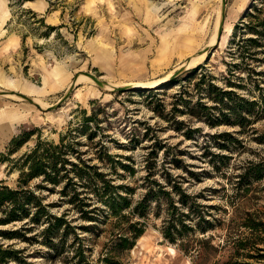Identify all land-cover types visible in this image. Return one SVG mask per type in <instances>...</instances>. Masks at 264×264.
Returning a JSON list of instances; mask_svg holds the SVG:
<instances>
[{"label":"rangeland","instance_id":"obj_1","mask_svg":"<svg viewBox=\"0 0 264 264\" xmlns=\"http://www.w3.org/2000/svg\"><path fill=\"white\" fill-rule=\"evenodd\" d=\"M221 10L222 0H0V182L17 187L19 171L12 163L34 146L37 136L54 144L64 136L68 144L67 135L80 128L75 135L78 153L68 156L69 161L76 163L77 157L105 173L111 184L131 188V203L153 187L149 182L164 184L167 178L178 180L201 202L221 205L226 211H212L216 217L239 215L240 210L223 206L229 200L264 202V177L248 189L237 182L249 165L264 169V37L251 29L264 20V0H225L216 43ZM87 73L109 88L89 82ZM200 80L258 101L252 112L256 115L242 125L210 126L201 106L214 103L204 86H196ZM133 84L159 90H112ZM24 130L33 136L6 157L10 140ZM37 183L33 179L28 186L34 189ZM61 187L35 194L53 205L52 214L68 212L83 239V260L72 259L71 233L57 251L0 236L3 248L20 251L8 264H104L108 223H97L93 233L82 232L78 226L89 223L60 197ZM153 205L142 239L114 260L192 264L162 238L163 210L155 217ZM25 221L0 230L13 231Z\"/></svg>","mask_w":264,"mask_h":264},{"label":"trees","instance_id":"obj_2","mask_svg":"<svg viewBox=\"0 0 264 264\" xmlns=\"http://www.w3.org/2000/svg\"><path fill=\"white\" fill-rule=\"evenodd\" d=\"M258 27L264 28V20L251 28L253 35L264 37V30H258ZM248 41L256 43L254 38ZM196 86H204L206 97H211L214 103V106L201 104L202 109L208 112L204 120L210 126L223 122L242 125L244 121H250L248 117L256 115V112H252L258 101H247L232 91L202 80ZM215 111L219 113L217 117ZM86 121H91V118ZM79 129L72 130L75 134L67 135L71 136L68 144L64 136L59 138L57 144L37 136L34 146L15 164L12 163L18 168L19 177L16 188H9L0 182V226L26 221L13 231L0 230L1 237L33 241L57 251L71 233L74 236L72 259L77 258L81 262L85 249L83 239L75 233L77 226L71 224L68 212L59 216L52 214L50 208L53 205L44 204L43 198L35 194V191H52L62 185L60 197L67 198V204L71 206V211L78 213V219L89 223L78 226L82 232L93 233L97 223H108L109 239L102 257L104 264H118L115 257L135 246L147 228L152 204L153 216L158 217L163 210L159 228L162 238L188 256L192 264H264V202L241 204L237 200H229L223 206L240 210L239 215L216 217L212 211H226L221 205L203 203L198 195L188 194L178 180L167 178L164 184L149 182L153 187L148 186L140 199L131 203L127 197L131 188L111 184L105 173L76 156V163L69 161L68 156L78 153L75 150V135L80 132ZM31 136L32 131L24 130L13 137L8 144L6 157L14 154ZM92 136L88 134V137ZM1 156L4 157L3 154ZM1 161L6 162L8 158ZM166 176L170 177L168 174ZM262 177L264 169L261 166L249 165L238 175L237 182L248 189L251 182ZM33 179H38L39 183L31 189L28 183ZM39 226L41 229L38 232L30 237L25 236ZM214 231L219 232L215 234ZM19 253L11 246L3 248L0 244V264L18 259Z\"/></svg>","mask_w":264,"mask_h":264},{"label":"water","instance_id":"obj_3","mask_svg":"<svg viewBox=\"0 0 264 264\" xmlns=\"http://www.w3.org/2000/svg\"><path fill=\"white\" fill-rule=\"evenodd\" d=\"M224 6H225V0H222V10H221V13H220V22H219L218 29H217V40H216V43L218 42V39H219L220 34H221L222 27H223V21H224ZM181 70L182 69L178 70L172 77H174L177 74H179L181 72ZM85 76H87L88 78H90L98 86H100L102 88H109V85L108 84L100 81L99 78L95 77L94 75H92L90 73H87V74H85ZM150 89L159 90V87L158 86H154V87H151V86H143L141 88H133V87L127 86V87H116V88H113L112 90L113 91L123 92V91L150 90ZM70 90H71V88H69L67 94H65V96L59 101V103H61L64 99H66V97L69 94Z\"/></svg>","mask_w":264,"mask_h":264},{"label":"bare ground","instance_id":"obj_4","mask_svg":"<svg viewBox=\"0 0 264 264\" xmlns=\"http://www.w3.org/2000/svg\"><path fill=\"white\" fill-rule=\"evenodd\" d=\"M220 22V21H219ZM218 25H219V23H218ZM218 28V27H217ZM215 41V34L212 36V39H211V41H210V43L209 44H213V42ZM202 56H203V54H202ZM200 57H196V58H191V59H189V62H188V64L187 65H193L196 61H197V59H199ZM202 58V57H201ZM189 67V66H188ZM56 69V68H55ZM56 72V71H55ZM87 78V77H86ZM79 79H83L81 76L77 79L78 81H79ZM87 80L90 82L91 81V79L90 78H87ZM93 82V81H92ZM143 85L144 84H133V85H131L133 88H141V87H143ZM153 85V84H152ZM147 86V85H146ZM140 239H142V237L140 238ZM171 250V249H170ZM172 251V250H171Z\"/></svg>","mask_w":264,"mask_h":264}]
</instances>
